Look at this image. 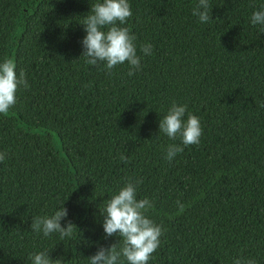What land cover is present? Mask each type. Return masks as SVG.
<instances>
[{"label": "trees", "instance_id": "trees-1", "mask_svg": "<svg viewBox=\"0 0 264 264\" xmlns=\"http://www.w3.org/2000/svg\"><path fill=\"white\" fill-rule=\"evenodd\" d=\"M95 2L0 0V60L27 82L0 114V264L38 251L88 264L120 239L105 236L100 209L127 181L162 229L148 264H264V31L250 23L264 0H209L206 23L197 0H129L123 27L141 56L131 76L127 62L106 71L81 55ZM173 102L202 134L169 161L180 140L158 125ZM63 204L70 237L31 229Z\"/></svg>", "mask_w": 264, "mask_h": 264}, {"label": "clouds", "instance_id": "clouds-1", "mask_svg": "<svg viewBox=\"0 0 264 264\" xmlns=\"http://www.w3.org/2000/svg\"><path fill=\"white\" fill-rule=\"evenodd\" d=\"M201 23L210 19L209 0H197L192 10ZM132 15L129 0H96L90 6V11L82 18L85 35L80 43L82 54L87 65H97L103 62L106 71L117 64L127 62L128 75L131 76L141 67V56L137 55L135 36L123 25ZM250 23L260 25L264 31V5L252 12ZM151 44L141 45L143 55L151 54ZM27 86L23 71L17 73L10 59L0 60V114L7 113L10 106L16 102V91L19 86ZM260 107H264L261 102ZM186 114V105L173 102L167 113L160 118L158 133H163L170 139L179 138V144H169L165 159L172 160L177 153L183 151V146L198 144L202 134L199 117ZM6 158V153L0 152V161ZM121 160L127 157L122 153ZM140 181H127L118 191L103 202L100 213L103 216L102 228L105 236L115 234L120 239L118 243L107 248L99 246L96 252L87 257L88 264H148L151 254L160 243L161 226L156 224L145 213L152 207L151 201L145 197L137 198V184ZM68 217V210L57 207L51 215L32 218L31 229L47 237L56 233L63 240L73 233V224ZM64 220V224L61 221ZM119 245V246H117ZM63 256L52 258L45 251L29 254L30 264H64ZM233 264H257L254 258H233Z\"/></svg>", "mask_w": 264, "mask_h": 264}]
</instances>
